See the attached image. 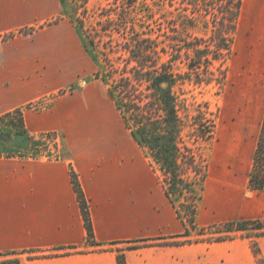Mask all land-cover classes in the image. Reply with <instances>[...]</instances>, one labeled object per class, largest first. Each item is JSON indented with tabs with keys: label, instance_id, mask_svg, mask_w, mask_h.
<instances>
[{
	"label": "rangeland",
	"instance_id": "1",
	"mask_svg": "<svg viewBox=\"0 0 264 264\" xmlns=\"http://www.w3.org/2000/svg\"><path fill=\"white\" fill-rule=\"evenodd\" d=\"M223 1L15 0L11 5L0 0V54H10L12 65L24 69L31 68L33 61L47 75L42 85L46 95L25 109L46 112L59 102L65 114L77 100L81 108L94 107L79 111L73 129L63 125L50 135L22 136L14 128L20 124L15 111L0 116V156L56 159L62 137L69 131L91 135L93 141L100 135H119L128 144L129 131L108 88L129 78L136 95L148 97L147 73L163 67L174 80L180 143L186 163H192L187 175L201 183L196 194L200 196L206 179L213 181L227 172L225 183L234 192L249 178L258 128L263 124L264 0ZM71 22L73 36L80 42L79 69L72 83L66 84L61 62L67 58L59 45L64 28L58 25ZM9 82L6 88L12 87ZM143 169L144 175L149 173L151 180L157 178L166 186L147 152ZM244 192L238 193L244 197ZM186 201L175 198L183 215ZM216 227L208 228L206 236L199 235L202 229L192 231L180 242L211 241L220 235ZM246 235L235 233L231 238Z\"/></svg>",
	"mask_w": 264,
	"mask_h": 264
},
{
	"label": "crops",
	"instance_id": "2",
	"mask_svg": "<svg viewBox=\"0 0 264 264\" xmlns=\"http://www.w3.org/2000/svg\"><path fill=\"white\" fill-rule=\"evenodd\" d=\"M4 18L5 24L8 16ZM58 26L64 28L59 45L67 58L61 62V72H65L62 76L70 84L78 74L80 42L73 36L72 22ZM12 59L8 53L0 54V116L22 110L27 136L58 132L63 125L71 130L78 125L80 110L93 111L94 107L89 108L88 104L81 108L78 100L65 114L60 112L59 102L46 112L25 109L46 95L42 85L47 83V75L33 61L31 68L24 69L18 63L13 66ZM22 77L28 79L16 80ZM9 81L12 87L6 88ZM108 93L112 98L110 88ZM258 129L260 136L262 126ZM127 130L128 144L119 135H100L93 141L91 135L69 131L62 137L60 157L56 159L25 154L0 156V254L24 253L23 264H118L117 248L149 240L158 244L127 250V264H260L259 259L264 263V237L253 240L260 249L259 256L254 253L252 241L246 238L159 244L187 239L183 237L187 231L191 236L198 229L264 219V189L250 188L259 139L254 144L249 178L242 186H236L237 190L233 192L225 183L228 172L213 181L206 179L191 226L180 217L176 203L168 198L166 186L157 178L151 180L149 173L144 175L146 151ZM72 170L88 202L94 238L100 246H90L87 242ZM239 190H245L244 197ZM113 243L118 245L112 249Z\"/></svg>",
	"mask_w": 264,
	"mask_h": 264
},
{
	"label": "trees",
	"instance_id": "3",
	"mask_svg": "<svg viewBox=\"0 0 264 264\" xmlns=\"http://www.w3.org/2000/svg\"><path fill=\"white\" fill-rule=\"evenodd\" d=\"M224 3L223 0H221ZM64 3L65 0H62ZM86 4L89 0H83ZM232 3H230L231 5ZM240 5V2L237 6ZM132 52V49H128ZM195 50V49H194ZM196 53H199L198 51ZM156 73H147L146 81L148 86V97H138L132 84L133 79L125 78L124 83L110 87V94L117 104L122 117L130 130L136 142L149 154L153 162L160 168V171L165 177L166 192L168 198L175 203V198L187 200L183 203V208L186 209L185 215L178 210L180 217L191 226H194V220L197 213V203L200 196L196 194L197 186H200L196 180H193L187 175L192 163H186L185 153L181 147V124L176 107L175 99L172 95V87L174 80L167 71L164 72L163 67ZM143 79V78H142ZM141 79V80H142ZM166 84V86H164ZM119 96V98H118ZM14 113L19 116V125L14 128L20 135H26L24 128L23 111L17 110ZM11 115V113L7 114ZM50 135V134H46ZM72 183L78 195V199L82 208V213L87 229V242L90 246H100L94 238V229L91 220L89 205L84 195L77 174L72 170ZM250 187L252 190L261 191L264 189V120L262 124L261 134L259 137L258 147L254 158V168L251 173ZM188 204V205H187ZM219 237L207 241L220 242L231 240L232 234L242 233L247 234L246 238L255 239L264 237V220H244L230 222L223 225H218ZM207 229H202L199 233L201 236H206ZM190 233L187 231L183 237L188 238ZM200 242V241H198ZM196 242V243H198ZM158 243H150L149 240L131 243L126 248L117 249L118 264H127L125 253L127 250H134L143 246L155 245ZM162 244V243H159ZM163 244H192L191 242H178ZM118 243H113V247ZM252 247L256 256L260 255V249L257 243L253 242ZM24 253H7L0 254V264H23L19 257ZM70 253H64L68 255ZM63 255V254H62ZM37 257H30L35 259ZM260 264H264L259 259Z\"/></svg>",
	"mask_w": 264,
	"mask_h": 264
},
{
	"label": "water",
	"instance_id": "4",
	"mask_svg": "<svg viewBox=\"0 0 264 264\" xmlns=\"http://www.w3.org/2000/svg\"><path fill=\"white\" fill-rule=\"evenodd\" d=\"M164 86H166V84Z\"/></svg>",
	"mask_w": 264,
	"mask_h": 264
}]
</instances>
